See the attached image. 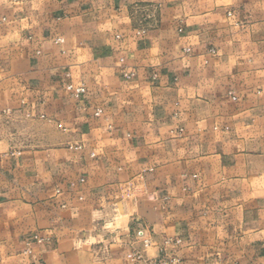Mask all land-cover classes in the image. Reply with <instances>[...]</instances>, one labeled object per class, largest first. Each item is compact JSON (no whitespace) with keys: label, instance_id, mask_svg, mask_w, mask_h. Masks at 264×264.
Returning a JSON list of instances; mask_svg holds the SVG:
<instances>
[{"label":"crops","instance_id":"1","mask_svg":"<svg viewBox=\"0 0 264 264\" xmlns=\"http://www.w3.org/2000/svg\"><path fill=\"white\" fill-rule=\"evenodd\" d=\"M0 119V264H264V0H0Z\"/></svg>","mask_w":264,"mask_h":264},{"label":"built area","instance_id":"2","mask_svg":"<svg viewBox=\"0 0 264 264\" xmlns=\"http://www.w3.org/2000/svg\"><path fill=\"white\" fill-rule=\"evenodd\" d=\"M144 29H140L138 33H144ZM67 88L76 96L80 97L87 90V86L84 83L74 84L69 83ZM134 242H140L142 247H133L128 257L131 264H175L180 260L177 251L182 246V239L178 236H166L161 242H157L151 233L145 228H138L135 231ZM151 247L158 248V254L156 256H147V249Z\"/></svg>","mask_w":264,"mask_h":264},{"label":"rangeland","instance_id":"3","mask_svg":"<svg viewBox=\"0 0 264 264\" xmlns=\"http://www.w3.org/2000/svg\"><path fill=\"white\" fill-rule=\"evenodd\" d=\"M4 124L5 126H7V125H9L5 120H3V119H0V124ZM7 128V127H6ZM27 128H28V124L27 123H24V124H22V131L23 130H27ZM27 142H24V145H27L26 144ZM25 146H22V148L21 147H17V149H23Z\"/></svg>","mask_w":264,"mask_h":264}]
</instances>
